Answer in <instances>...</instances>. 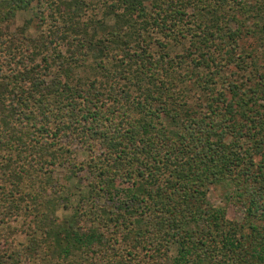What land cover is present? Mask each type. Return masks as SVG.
<instances>
[{
    "label": "trees",
    "instance_id": "1",
    "mask_svg": "<svg viewBox=\"0 0 264 264\" xmlns=\"http://www.w3.org/2000/svg\"><path fill=\"white\" fill-rule=\"evenodd\" d=\"M23 11L35 38L8 32ZM73 141L91 180L59 219ZM18 217L0 264H264V0H0V223Z\"/></svg>",
    "mask_w": 264,
    "mask_h": 264
},
{
    "label": "rangeland",
    "instance_id": "2",
    "mask_svg": "<svg viewBox=\"0 0 264 264\" xmlns=\"http://www.w3.org/2000/svg\"><path fill=\"white\" fill-rule=\"evenodd\" d=\"M31 15L32 14L30 11H23L18 13L14 23L9 28L8 32L18 33L20 29L28 25L25 34L31 38L37 37L40 29L38 28L39 26H37L35 22H31ZM245 41L249 42V40ZM88 70L89 69L85 66L80 68L78 71L79 75L82 76V78H85V76L88 75ZM70 148L74 151L73 155L71 156L72 162L70 161L69 163L66 162L64 164H58L54 167L53 173L54 179L56 178L59 183V191L63 193V196L68 198L67 200L69 203V206L66 209H63V206L61 204L55 206L56 215L59 219H65L72 214L71 207L78 201L79 197L85 196L87 194V183L89 182V180H91L88 175V171L85 167L86 162L88 161V153L81 148L77 141H73L70 145ZM9 154H11L14 162L17 163V166H21L22 163H27L25 162V159L28 160V163L35 159L34 157L26 156L24 153L21 152L18 155L17 152L11 151L9 152ZM78 164H84L83 168L80 170L75 169L77 170L75 177L70 176L71 174H69L68 170L73 165L78 166ZM61 187H64L66 189L65 192L64 190H61ZM204 190L206 193V199L210 206L224 208L226 210V218L230 221H241L244 214L241 212L240 207H238L234 202L226 200V189L219 186L211 185L205 187ZM21 225L22 219H20L19 217L13 218L7 223H0V245L3 246L6 237H10L15 243V248L18 247L22 250L23 246L27 243V237L21 231ZM12 233L14 235H12Z\"/></svg>",
    "mask_w": 264,
    "mask_h": 264
}]
</instances>
